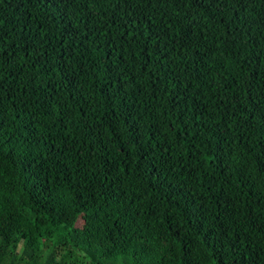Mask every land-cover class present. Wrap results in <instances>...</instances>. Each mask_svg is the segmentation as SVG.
<instances>
[{"label":"trees","instance_id":"1","mask_svg":"<svg viewBox=\"0 0 264 264\" xmlns=\"http://www.w3.org/2000/svg\"><path fill=\"white\" fill-rule=\"evenodd\" d=\"M0 264H264V0H0Z\"/></svg>","mask_w":264,"mask_h":264}]
</instances>
